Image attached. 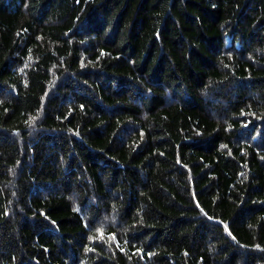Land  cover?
Wrapping results in <instances>:
<instances>
[{
	"label": "trees",
	"instance_id": "obj_1",
	"mask_svg": "<svg viewBox=\"0 0 264 264\" xmlns=\"http://www.w3.org/2000/svg\"><path fill=\"white\" fill-rule=\"evenodd\" d=\"M0 264H264V0H0Z\"/></svg>",
	"mask_w": 264,
	"mask_h": 264
}]
</instances>
